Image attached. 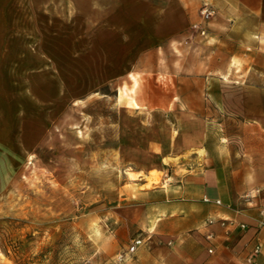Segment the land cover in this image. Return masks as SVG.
Returning <instances> with one entry per match:
<instances>
[{"label":"crops","instance_id":"obj_1","mask_svg":"<svg viewBox=\"0 0 264 264\" xmlns=\"http://www.w3.org/2000/svg\"><path fill=\"white\" fill-rule=\"evenodd\" d=\"M205 3L216 15L201 35L193 26ZM95 8L99 68L121 85L117 100L129 96L121 148L139 175L118 230L122 252L137 237L144 243L123 264H248L257 242L252 264H264V0H98ZM153 170L169 176L145 187L141 174Z\"/></svg>","mask_w":264,"mask_h":264},{"label":"rangeland","instance_id":"obj_2","mask_svg":"<svg viewBox=\"0 0 264 264\" xmlns=\"http://www.w3.org/2000/svg\"><path fill=\"white\" fill-rule=\"evenodd\" d=\"M97 1L0 0V264H123L117 215L139 175L121 148L129 96L99 68Z\"/></svg>","mask_w":264,"mask_h":264},{"label":"built area","instance_id":"obj_3","mask_svg":"<svg viewBox=\"0 0 264 264\" xmlns=\"http://www.w3.org/2000/svg\"><path fill=\"white\" fill-rule=\"evenodd\" d=\"M200 15H201V18H202V22L199 23V24H195L193 26V29L195 31L199 32L201 35H206L207 34V30L203 26V23L204 22H208L209 20H211L216 15V10L211 5L205 3L201 7ZM204 200L206 202H209L210 201L209 198H205ZM216 203L217 204H221V201L220 200H217ZM208 222H209V224H213L214 223V221L212 219L209 220ZM221 225L222 226H225L226 225V222H222ZM241 226H242L243 229H245L247 227L245 224H242ZM212 237H213L212 235H209L208 236L209 239H212ZM143 243H144V240L141 237H137V238L133 239L130 247L128 248V250L127 251H124L122 253H119L117 255V262L118 263H125V262H127V260H129L132 257L133 254H135V252L137 251L138 247L140 245H142ZM210 252L212 253L213 250H210ZM260 252H261V246L257 242V244L253 248L252 255H250L247 258V263L248 264H252L253 263V260H254V256L255 255H259Z\"/></svg>","mask_w":264,"mask_h":264},{"label":"bare ground","instance_id":"obj_4","mask_svg":"<svg viewBox=\"0 0 264 264\" xmlns=\"http://www.w3.org/2000/svg\"><path fill=\"white\" fill-rule=\"evenodd\" d=\"M130 176H131L132 178H134V177H135V175H133V174H131V173H130Z\"/></svg>","mask_w":264,"mask_h":264}]
</instances>
